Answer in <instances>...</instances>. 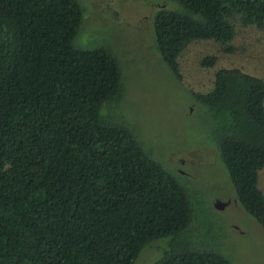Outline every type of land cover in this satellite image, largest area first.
Returning <instances> with one entry per match:
<instances>
[{
	"label": "trees",
	"instance_id": "trees-1",
	"mask_svg": "<svg viewBox=\"0 0 264 264\" xmlns=\"http://www.w3.org/2000/svg\"><path fill=\"white\" fill-rule=\"evenodd\" d=\"M160 1L170 5L152 13L154 47L177 79L191 41L231 51L237 26L264 30V0ZM82 14L80 0H0V264H134L157 239L150 264H234L185 240L197 218L191 184L117 112L113 52L71 44ZM192 96L234 200L264 227V79L218 67Z\"/></svg>",
	"mask_w": 264,
	"mask_h": 264
},
{
	"label": "rangeland",
	"instance_id": "rangeland-1",
	"mask_svg": "<svg viewBox=\"0 0 264 264\" xmlns=\"http://www.w3.org/2000/svg\"><path fill=\"white\" fill-rule=\"evenodd\" d=\"M80 2L82 21L71 44L104 46L113 52L124 82L117 112L132 121L154 152L191 184L186 191L197 218L192 224L195 231H187L185 240L221 251L234 264H264V227L234 200L226 169L206 137L208 116L192 96L193 91L211 88L218 67H237L264 79V30L237 26L231 51L214 39L191 41L177 59V79L155 49L152 33L154 9L170 4L160 0ZM180 8L177 4L176 9ZM204 55H214V63L201 66L198 61ZM106 110L103 106L102 111ZM259 178L264 191V168ZM204 198L213 215L202 205ZM215 199L224 204L214 206ZM163 245L161 239L145 245L134 264H150Z\"/></svg>",
	"mask_w": 264,
	"mask_h": 264
},
{
	"label": "water",
	"instance_id": "water-1",
	"mask_svg": "<svg viewBox=\"0 0 264 264\" xmlns=\"http://www.w3.org/2000/svg\"><path fill=\"white\" fill-rule=\"evenodd\" d=\"M222 204H224V202L222 203L220 200L218 199H215L214 202H213V205L216 206V207H221Z\"/></svg>",
	"mask_w": 264,
	"mask_h": 264
}]
</instances>
